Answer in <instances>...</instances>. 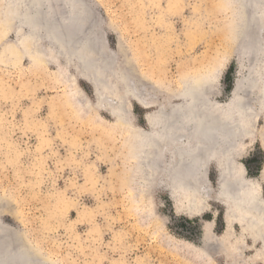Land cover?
Masks as SVG:
<instances>
[{"label": "rangeland", "instance_id": "374dc122", "mask_svg": "<svg viewBox=\"0 0 264 264\" xmlns=\"http://www.w3.org/2000/svg\"><path fill=\"white\" fill-rule=\"evenodd\" d=\"M84 1L92 47L98 40L91 54L110 86L106 94L107 87L81 77L75 61L60 67L21 57L15 35L4 34L14 20L11 2L0 0V223L51 264H264L249 236L238 247L228 240L242 234L238 224L228 229V209L219 199L223 161L209 160L207 195L195 198L202 211L188 216L185 195L165 185L162 174L137 176L133 133L118 117L123 113L127 123L149 131L146 115L156 106H140L137 95L182 104L177 95L187 82L214 73L210 97L236 106L242 0ZM101 93L108 102H99ZM259 94L248 93L252 118L232 164L264 201Z\"/></svg>", "mask_w": 264, "mask_h": 264}, {"label": "bare ground", "instance_id": "6f19581e", "mask_svg": "<svg viewBox=\"0 0 264 264\" xmlns=\"http://www.w3.org/2000/svg\"><path fill=\"white\" fill-rule=\"evenodd\" d=\"M9 1L14 20L11 26L6 27L4 34L15 35L21 57L34 58L35 63H59L60 67L61 61H65L69 67L75 61L79 64L78 72H83L84 77H81L90 85L97 89L104 85L107 87L105 94L110 90L106 79L103 80L104 76H101L105 74V68L102 71L92 56L95 53L91 54L99 48H94L98 40H94L96 43L92 47L90 32L93 30H85L89 28L87 18L90 16L86 1L61 0L60 9L56 7L60 0ZM263 5L264 0H242L241 13L245 18L242 25L237 26V44L244 65L239 64L243 76L235 81L233 87L232 96L239 94L236 106L233 103L217 104L210 97L216 88L214 73L186 83L184 90L177 95L185 106L160 104L156 98L142 99L137 95L134 100L140 106H156V110L146 115L149 131L127 123L123 113L118 116L123 126L130 125L133 133L131 156L138 168L137 176L140 180H151L156 173L162 174L160 179L165 185L180 190L183 197L185 195L188 216L202 211L197 207L195 198L207 195L204 175L209 160L223 161V164L219 162L222 165L219 168V199L228 209V229L238 224L242 234L231 238L232 234L229 237L228 232L223 239H235L233 243L238 247L244 237L249 236L257 246L260 245L256 257H264V201L252 181L233 171L232 158L239 139L248 133L245 124L252 118L250 103L247 102L248 93H260L259 99H262L264 109ZM14 24L22 26H12ZM80 26L88 27L81 29ZM80 29L82 31L79 33ZM46 45L50 52L47 54L44 51ZM98 46L101 47L100 44ZM255 66L261 70H255ZM122 80L126 92L135 95L129 79L123 77ZM104 93L98 96L100 103L108 102ZM8 227L0 223V264H51L41 251L30 245L23 236L13 235L15 231L11 232L12 229Z\"/></svg>", "mask_w": 264, "mask_h": 264}, {"label": "water", "instance_id": "95a60500", "mask_svg": "<svg viewBox=\"0 0 264 264\" xmlns=\"http://www.w3.org/2000/svg\"><path fill=\"white\" fill-rule=\"evenodd\" d=\"M125 112V111H124Z\"/></svg>", "mask_w": 264, "mask_h": 264}]
</instances>
